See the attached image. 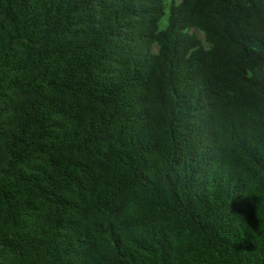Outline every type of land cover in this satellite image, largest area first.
<instances>
[{
	"label": "trees",
	"instance_id": "16d2710c",
	"mask_svg": "<svg viewBox=\"0 0 264 264\" xmlns=\"http://www.w3.org/2000/svg\"><path fill=\"white\" fill-rule=\"evenodd\" d=\"M0 264H264V0H0Z\"/></svg>",
	"mask_w": 264,
	"mask_h": 264
},
{
	"label": "clouds",
	"instance_id": "9594fccd",
	"mask_svg": "<svg viewBox=\"0 0 264 264\" xmlns=\"http://www.w3.org/2000/svg\"><path fill=\"white\" fill-rule=\"evenodd\" d=\"M126 214H135L136 206L134 201H129L128 206L126 208Z\"/></svg>",
	"mask_w": 264,
	"mask_h": 264
}]
</instances>
